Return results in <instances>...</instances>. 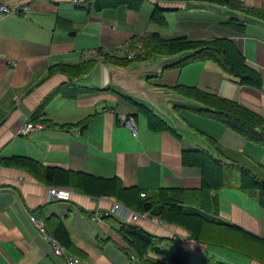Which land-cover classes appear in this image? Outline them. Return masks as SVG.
Wrapping results in <instances>:
<instances>
[{
    "label": "crops",
    "instance_id": "crops-1",
    "mask_svg": "<svg viewBox=\"0 0 264 264\" xmlns=\"http://www.w3.org/2000/svg\"><path fill=\"white\" fill-rule=\"evenodd\" d=\"M97 1L0 0L28 7L0 17V264H64L53 244L39 233L33 216L41 218L47 230L55 229L56 218L63 222L72 245L67 251L80 264H141L120 235L117 220L91 219L93 212L109 209L117 199L48 183L27 167L2 162L14 156L117 179L126 188L149 194L162 188L183 189L190 201L199 197L198 205H191L195 208H213L217 196L218 211L214 207L211 215L264 239V208L240 188L242 165L255 162L264 169V146L194 108L176 106L186 125L230 164L228 186L207 195L202 169L183 161L184 150L200 145L184 135L179 139L169 131L152 130L136 105L105 87L103 61L105 54L128 56L132 39L145 33L166 40L228 38L264 77V20L244 12L263 8L264 0H237L243 9L193 0H146L139 11L124 3L100 9ZM157 2L170 9L165 14L167 26L152 20ZM233 19L247 24L246 30L228 24ZM95 60L99 62L91 71H78ZM145 84L163 90L196 87L234 101L264 120V84L243 85L216 62L200 60L164 69ZM40 111L44 113L38 116ZM124 115L135 119L136 131L128 127ZM88 117L93 118L85 126ZM26 122L45 128L19 134ZM204 136L217 140L220 149ZM50 186L71 189V198L50 200ZM193 191H200V196L191 197ZM137 224L161 236L180 238L197 256L228 264H263L240 252L198 242L178 225L148 217ZM150 257L163 261L154 253Z\"/></svg>",
    "mask_w": 264,
    "mask_h": 264
},
{
    "label": "trees",
    "instance_id": "trees-1",
    "mask_svg": "<svg viewBox=\"0 0 264 264\" xmlns=\"http://www.w3.org/2000/svg\"><path fill=\"white\" fill-rule=\"evenodd\" d=\"M98 0L100 9L103 7H115L118 4H127L137 11L141 10L146 0ZM178 1V0H163ZM188 1V0H182ZM220 5H228L240 8L237 2L231 0H205ZM170 10L155 4L152 20L160 25L167 26L166 12ZM250 13L264 20V7L259 9H246ZM228 24L245 31L247 24L241 20L233 19ZM130 52H137L135 58L114 57L103 55L106 64H113L128 67L135 62L148 61L156 55H176L182 52H191L178 63L167 67H180L193 61H212L222 69L246 86L262 88L264 84L263 75L249 66L245 56L238 50L232 40L228 38L198 39L177 38L166 40L159 34L145 33L136 36L130 44ZM98 60L81 65L78 71L83 74L91 71ZM111 90V89H109ZM177 93L202 103L206 108L196 109L199 113L218 120L228 127L238 131L248 140L258 142L264 146V120L250 109L219 96L203 92L196 87L178 85L173 88ZM115 91V90H114ZM117 92V91H115ZM120 94L119 92H117ZM123 98L136 105L140 112L148 118L149 126L154 131H169L182 139V135L157 112L147 105L130 100L123 94ZM179 108V107H176ZM179 110V109H177ZM44 112H39L38 116ZM93 117H88L84 122L87 126ZM215 147L219 148L217 140L204 136ZM183 161L186 165L197 166L202 169L204 178V191L209 195L210 190L220 191L228 186L227 164L223 157L214 155L203 148L187 149L183 151ZM6 165L23 166L31 169L32 172L48 183L74 186L91 196L114 197L126 204L133 210L145 214L166 223L178 225L187 230L198 242L205 245H217L240 252L264 264V239L244 230L242 227L226 221L222 218L211 215L212 210L218 211V197L213 198L212 207L195 208L191 205H198L196 201H190L187 195L189 192L183 189L162 188L153 194H149L138 188H126L117 179L100 178L80 172L64 170L62 168L47 167L42 163L25 157L14 156L5 158L2 161ZM234 165V164H232ZM238 165V164H236ZM240 188L257 199L264 208V169L255 162L251 165L240 167ZM143 193L145 195H143ZM193 196H200V191L191 192ZM217 208L215 209L214 207ZM120 235L129 243V248L136 252L141 264H228L215 257L197 256L180 238L161 236L149 231L139 224L124 222L116 217ZM55 229H46L48 235L58 241L64 248L69 249L72 245L63 222L56 218ZM151 253L158 255L162 260L150 257Z\"/></svg>",
    "mask_w": 264,
    "mask_h": 264
},
{
    "label": "water",
    "instance_id": "water-1",
    "mask_svg": "<svg viewBox=\"0 0 264 264\" xmlns=\"http://www.w3.org/2000/svg\"><path fill=\"white\" fill-rule=\"evenodd\" d=\"M191 52L176 55H156L148 61L136 62L125 68L113 64H105V87L123 94L130 100L144 104L161 115L178 133L196 141L201 148L214 151L196 132H194L175 112V107L204 109L202 103L190 99L174 90H163L145 84L147 78L159 75ZM214 154V153H213Z\"/></svg>",
    "mask_w": 264,
    "mask_h": 264
},
{
    "label": "built area",
    "instance_id": "built-area-1",
    "mask_svg": "<svg viewBox=\"0 0 264 264\" xmlns=\"http://www.w3.org/2000/svg\"><path fill=\"white\" fill-rule=\"evenodd\" d=\"M27 8H28L27 6H20L18 4L10 5L5 2H2L0 3V17L8 13L19 11L20 9L25 10ZM136 55H137V52H130L128 57L135 58ZM123 117L128 127L132 131H136L135 119L132 116L124 115ZM44 128H45V125L42 123L26 122L19 129V134L27 135L31 131L41 130ZM49 189H50L49 190L50 200H68L71 198L70 195L72 193V190L69 188H64L60 186H50ZM108 217H116L117 219L121 221L129 222L133 224H137L140 218H143V217H148L150 219L155 220V218H152L149 213L141 214L118 200L113 201V204L111 205L109 209L97 210L91 214V219L94 222H102V220ZM33 220H34L36 227L38 228L39 233L43 234L46 240H48L51 244H53L55 253L57 255H60L62 258H64V264H80L81 263V260L78 257L69 253L62 245H60L55 239H53L47 234L45 224L41 218H38L37 216H33Z\"/></svg>",
    "mask_w": 264,
    "mask_h": 264
},
{
    "label": "rangeland",
    "instance_id": "rangeland-1",
    "mask_svg": "<svg viewBox=\"0 0 264 264\" xmlns=\"http://www.w3.org/2000/svg\"><path fill=\"white\" fill-rule=\"evenodd\" d=\"M178 1H182V0H178ZM188 1H192V0H188ZM193 1H203V2H209V3H212V4H218V3H215V2H210V1H205V0H193ZM231 1H233V2H237L239 5H240V3L236 0H231ZM232 7V6H231ZM240 7H241V9H243V7L240 5ZM233 8H235V7H233ZM236 9H240V8H236ZM152 217V216H151ZM152 218H154V217H152ZM155 219H157V218H155ZM159 220V219H158ZM161 221V220H160Z\"/></svg>",
    "mask_w": 264,
    "mask_h": 264
}]
</instances>
